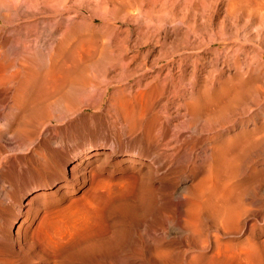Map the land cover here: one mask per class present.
I'll return each instance as SVG.
<instances>
[{
	"label": "bare ground",
	"instance_id": "obj_1",
	"mask_svg": "<svg viewBox=\"0 0 264 264\" xmlns=\"http://www.w3.org/2000/svg\"><path fill=\"white\" fill-rule=\"evenodd\" d=\"M49 1L52 10L46 9L47 14L43 13V17H38L37 12L28 11L27 14L19 15V8H11V5L4 8L0 14V102H5L6 98L12 100L10 113H0V264H59L55 259L51 260L42 254L49 250L48 247L42 248L40 254L35 248L37 244L29 241L33 220L40 208L35 202L48 194L45 189L50 188L51 184H55L53 188L56 187L53 193L59 192L62 195L64 192L78 189V178L82 182L87 181L89 177L94 178L97 169L111 162L115 156V148L106 151L104 147H90L79 153L74 149L72 154H67V143L73 138L72 133L67 130L62 131L63 134L60 133L65 141L59 142L52 138L53 141L50 136L42 139L45 121L48 119L51 123H63L69 115H75L78 107L94 96L95 90L90 91L89 88H97L102 79L109 78L112 70L121 68L119 80H130L136 72H128L126 68L136 63L138 57L132 52L150 44L147 40L131 48L125 45L122 55L116 57L112 56L113 53L109 54L103 62L101 58L104 56L98 61L94 54L83 55V52H78L77 18L65 17V13L73 6L68 3H73L74 0ZM126 1L130 11H141L143 8L139 0ZM201 2L205 3L204 0ZM229 2L232 3L231 0ZM46 3L47 1L45 5ZM197 3H192V9L199 10ZM237 4V7H240L238 10L244 12L242 16H254L256 23H264V0H239ZM236 5L233 2L230 9L228 7L231 13L237 9ZM91 8L90 4L83 11ZM13 13L17 14V18L12 17L15 16ZM25 19L29 20L26 26L24 25L25 33H17L20 30L16 31V23ZM96 20L97 17L94 16L93 21ZM147 27L146 29H149ZM178 27L181 29V25ZM151 29L153 31H149L150 34L156 30L162 33H169L170 30L167 26H153ZM188 34L187 31L186 35ZM250 38L245 41L250 42ZM84 40L81 39L82 42H85ZM184 49L188 48L182 46V50ZM187 56L181 59L182 67H185L183 75L189 73L188 62H192V74L187 81L183 79L176 82L168 73L170 77L167 74L168 78L159 81L157 76L146 90H138L131 95L119 93L120 95L114 97L129 133L135 134L141 130L139 136L137 133V137L133 136V141L138 145L140 143L142 152H136L123 161L135 163L140 161L145 153L152 155L155 148H159L160 140L156 131L162 132V141L169 140L170 131L173 130H169L170 127L163 121L162 115L155 112V101L164 96L172 85L176 99H185L183 107L190 115L187 127L192 128L197 124L202 126L200 136L184 134V130L183 134H175L174 137H180L185 148L198 144L206 145L210 150L208 171L204 176L199 174L201 179L189 190L191 192L186 194L187 197L185 193L181 194L185 197L189 212L186 208L184 211L188 215H182L187 218L189 216V220L176 221L180 222L179 227L183 233L175 241V246H162L147 239L145 246L133 255L132 260L117 254L116 264H264V227H258V222H249L250 219L256 221L261 217L260 209L262 210L264 205V87L250 85L245 81L243 62L237 55H225L221 66L214 65L207 78L198 76L199 67L195 64L196 60ZM261 58L264 64V52ZM198 59L204 60L201 57ZM261 71V76H264V67ZM141 77L138 84L142 83L146 74ZM106 92L107 90L93 109L103 105ZM238 109L250 111L253 118L251 128L244 122L236 127V118L233 128L227 127ZM68 125L77 128L78 118L72 119ZM118 137L121 141V137ZM171 138L170 141L173 140ZM75 140L77 143L78 136ZM17 150L26 153L19 157ZM104 152L102 162L95 165L94 171L91 170V165L96 164L95 161ZM151 155L147 163L149 166L153 165L151 162L154 163L152 172L156 173V157ZM27 162L30 165L24 171H19L18 165ZM30 184L38 185L29 190ZM17 194L24 195L21 203L19 202L17 213L13 215L6 204H14ZM154 199L151 201L156 203ZM49 214L44 210L39 224L50 218ZM184 216H181L182 220ZM261 218H264L263 215ZM40 228L43 226L38 227L39 231ZM29 252H32L33 256Z\"/></svg>",
	"mask_w": 264,
	"mask_h": 264
},
{
	"label": "rangeland",
	"instance_id": "obj_2",
	"mask_svg": "<svg viewBox=\"0 0 264 264\" xmlns=\"http://www.w3.org/2000/svg\"><path fill=\"white\" fill-rule=\"evenodd\" d=\"M41 1L0 0V14L4 8L11 5V8H19V15L37 12L39 13L38 17H43L45 16L43 13L52 10V5L49 4V0ZM46 1L49 5L47 3L45 5ZM139 1V4H143L141 11L132 9L130 11L126 6L128 4L126 0H92V2L91 0H74L73 3H68L73 6L65 13V17L67 19L77 18L79 23L78 52H83V55L94 54L98 61L104 56L101 58L103 62V59L106 60V56L109 54L113 53L112 56L116 57L122 55L125 45L131 48L135 44L147 40L150 44L143 45L144 47L140 50L132 52L138 57L136 63L126 68L128 72H136L130 80L125 78L119 80V76L122 74L121 68L116 71L111 69L112 72L107 80L102 79L97 88H89L90 91L95 90L94 96L87 103L81 104L75 115H69L63 123H51L48 119L45 121L46 126H43L41 133L42 139L50 136L51 140L60 142L66 140H63V136H61L62 131L67 130L72 133L73 138L67 143V154H72L74 149H77L76 152L79 153L90 147H104L106 151L115 148V156L111 162L97 169L94 178L89 177L84 182L78 178V189L64 192V196L59 192L53 193L56 191V187L53 188L55 184H51L50 188L45 189L48 194L41 196V199L35 202L40 208L38 215L33 220L31 230L36 229L37 226H43V228H40L41 231L38 227V230L31 231L29 241L37 244L35 247L37 253H40L42 248L48 247L49 250L46 253H41L51 260L55 259L59 264H116L115 256L117 254L125 255L132 260L133 255L145 246L147 239L162 246H175V241L183 233L182 228L179 227L180 222L189 220V216L188 218L184 216L189 212L188 204L182 195L190 194L189 190L198 182V179H201L200 176H204L208 171L210 163L208 147L198 144L185 148L180 137H174L175 134L180 136L184 132V134L194 137L200 136L202 126L197 124L192 128L187 127L190 115L183 107L185 99L180 97L176 99L172 85L169 86L168 92L164 96L155 101V109L157 108L155 112L161 114L163 121L170 127L169 130H173L170 131V138L172 137L173 140L170 141L169 138V140L162 141L160 135L162 132L156 131L160 140L159 148L156 147L152 155L145 153L140 161L135 163L123 161L124 158L132 156L136 152H142L140 143L138 145L133 141L134 137L141 134V130L136 132L137 136L136 133H129L127 124L118 111L115 96L121 93L131 95L138 90H146L157 76H159V81L168 78L169 74L176 82H181L183 79L187 81L192 74V62H188L187 71L189 73L183 75L182 71L185 67H182L181 60L187 55V57L196 60L195 64L199 67L198 76L200 77L209 75L214 65L221 66L225 55H237L243 62L245 81L250 85L264 87V80H262L264 76H261V70L264 67L261 58V54L264 52V23L260 24L258 21L256 23L257 19L254 16V18L252 16H250L251 18L245 17V15L243 17L244 12L238 10L240 7H237L238 4L236 5L239 0H231L232 3L229 2L230 0H204L205 6L201 2L203 0H197L198 3L196 0ZM194 2L199 4V10L192 9ZM233 2L237 9L231 13L229 9ZM90 4L91 10L83 11ZM35 5L37 6L35 7ZM13 15L15 16L12 17L17 18V14L13 13ZM94 16L97 17L96 21H93ZM28 21L25 19V21L21 20L16 23V31H21L17 33H25L24 27ZM180 25L183 30L179 29ZM259 25L263 27H259ZM153 26L157 28L167 26L170 30H168L169 33L156 30L154 31L156 35L154 32L150 34L153 31L151 29ZM187 31L188 35H186ZM243 36L247 38L244 39ZM248 37L252 38H250V42H246V39L249 40ZM80 38L85 39V42H82ZM244 41L247 43L246 45ZM182 46L188 49L182 50ZM89 50L90 52H88ZM132 53L129 54L132 55ZM198 57L204 60H199ZM158 60L160 61L157 63ZM206 62L207 64H205ZM148 67L154 69L145 70ZM144 73L147 78H143L142 83L138 84L137 82ZM210 86L213 87L211 84ZM106 90L103 105L98 109H93L99 104ZM11 103L12 100L9 98H6L3 103L0 102L2 115L10 113ZM249 112L247 109H238L232 116L233 121L227 127L233 128L236 118V127L244 122L248 128H251L253 118ZM73 116L78 118L77 128H71L68 125L74 119ZM247 118H249L248 121H246ZM201 122L203 123V121ZM76 136H78L77 143ZM118 136L121 137V141ZM17 152L19 157L26 153L20 150ZM150 155L153 158L156 157L154 161L158 168L156 172L158 174L152 172L154 163L151 162L153 164L151 166L147 163ZM104 156L105 152L98 157V160L95 161L96 164L91 165V170H95V165L100 164ZM28 165H30L28 162L20 163L18 170L22 172ZM35 185L38 184H30L28 189H32ZM23 195L17 194L14 204H6L7 209L13 215L17 213ZM153 197L158 199L155 200ZM153 199L157 202L151 201ZM186 208L188 213L184 211ZM44 210L48 211V214L50 212V218L46 219V222L42 221L40 225L39 220L42 219L40 217ZM260 211L259 216L263 215L264 217V205ZM183 213L185 214L182 215ZM181 216L182 218L184 216V220ZM261 217H259L261 220L259 218L256 221L250 219L249 222L251 224L258 222V227H264V218ZM177 220L180 222H176ZM52 245L54 246L52 247ZM29 253L33 256L32 252Z\"/></svg>",
	"mask_w": 264,
	"mask_h": 264
}]
</instances>
